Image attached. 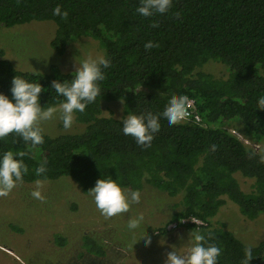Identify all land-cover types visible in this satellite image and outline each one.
<instances>
[{
	"label": "trees",
	"instance_id": "1",
	"mask_svg": "<svg viewBox=\"0 0 264 264\" xmlns=\"http://www.w3.org/2000/svg\"><path fill=\"white\" fill-rule=\"evenodd\" d=\"M57 5L68 11L67 19L53 15ZM138 5L139 0H0V26L49 21L56 25L51 46L58 55L71 41L91 37L111 60L103 70L96 101L75 114L76 122L85 125L83 132L50 136L42 130L44 142L35 147L12 134L0 140V153H27L22 159L29 169L21 185L0 197V234L22 242L18 234L25 223L31 227L32 220L21 215L23 207L18 208L13 197L26 196L19 202L33 205L35 200L29 197L37 180L41 184L70 180L90 195L98 179L111 176L140 193L148 185L170 197L181 194L184 209L171 222L184 217L203 220L205 226L182 227L201 232L221 249L218 264H241L249 244L214 227L212 219L227 202L235 203L248 220L264 215V148L248 146L225 127L238 121L247 139L264 142V110L257 109V100L264 95V0H173L169 13L153 17L137 14ZM148 41L155 46L146 50ZM209 61L224 64L230 72L216 77L203 71ZM73 73L58 65L45 73L24 72L0 53V93L11 96L17 75L47 89L41 93L45 108L63 101L52 82L69 80ZM173 95L196 99L203 124L182 121L169 127L161 119L148 148L123 134L120 120L128 112L160 114ZM118 101L123 103V115L105 116L104 105ZM44 162L47 171L37 175L36 168ZM237 173L252 181L251 191L243 190ZM46 196L42 201L49 203L51 194ZM55 242L65 245L66 239L56 235ZM84 249L106 255L103 244L88 235ZM253 255L250 264H264V239L253 246ZM9 258L0 249V264H19Z\"/></svg>",
	"mask_w": 264,
	"mask_h": 264
},
{
	"label": "rangeland",
	"instance_id": "2",
	"mask_svg": "<svg viewBox=\"0 0 264 264\" xmlns=\"http://www.w3.org/2000/svg\"><path fill=\"white\" fill-rule=\"evenodd\" d=\"M55 32L56 25L49 21H32L14 27L0 26V53L3 51L5 58L10 60L18 70L30 73L48 72L52 65H58L63 72H75L78 67L75 57L79 60L89 56L93 58L104 56L103 48L91 37H81L71 41L66 52L58 55L51 46ZM202 70L216 77L226 76V70L229 71L224 64L215 61L206 63ZM55 109L50 119L38 122V126L46 134L58 136L81 133L85 130V125L77 123L75 119L72 127L65 129L60 116V106ZM103 110L105 116L120 118L124 112L123 103L109 102L104 105ZM225 127L248 146L255 149L264 148V142L254 143L245 137L242 125L238 121L231 120ZM235 176L244 191H251V180L240 176L239 173ZM40 190L45 197L51 194L49 203L31 196L29 198L32 201L35 200L32 205L19 202L26 196L15 194L13 197L17 202L16 206L23 207L21 215H25L30 222L32 220V226L30 227L28 222L23 225L26 226L24 231L18 234L22 242L11 240L4 233L0 234V249L11 258H9L10 262L17 261L19 264H164L167 252L172 250V246L180 254L188 253V235L192 230L182 226L168 230L170 224L174 222H171L174 214L184 209L181 194L170 197L161 190L145 185L141 191L140 202L133 204L129 213L106 219L95 206L93 197L82 193L73 181L47 182L41 184ZM9 212L14 213L12 209H9ZM129 216L144 218L141 229L135 232L128 230ZM212 224L214 227H223L252 246L264 239V215L255 220H248L233 202H227L220 209L212 219ZM162 229L164 232H161ZM9 231L11 232L10 229ZM144 231L146 237H151V244L147 247L143 240H140L144 236ZM56 235L65 238L66 244L61 245L55 242ZM84 235L91 236L103 244L106 255L99 257L85 252ZM18 236H13L15 237L13 239ZM48 247H52L51 249L55 251L49 252Z\"/></svg>",
	"mask_w": 264,
	"mask_h": 264
},
{
	"label": "clouds",
	"instance_id": "3",
	"mask_svg": "<svg viewBox=\"0 0 264 264\" xmlns=\"http://www.w3.org/2000/svg\"><path fill=\"white\" fill-rule=\"evenodd\" d=\"M172 7L173 0H139L135 12L143 17H153L169 13ZM53 15L67 19L69 13L57 5L53 8ZM175 17L179 18L180 13H175ZM152 26L157 27L158 25L153 23ZM154 46L151 41L144 44L146 50ZM75 61L78 67L71 79L63 82L54 80L51 84L55 93L63 97L60 104V116L65 129L72 127L77 112L83 113L88 105L96 101L101 93L100 82L105 79L103 70L111 65V60L105 56L96 58L89 56L79 60L75 57ZM42 91H47V89L43 88L40 83L29 82L20 76H14L10 89L11 96L0 93V140L12 134L18 136L26 144L30 143L33 147L44 142L43 132L38 122L50 119L56 109L51 106L45 108L41 104ZM187 109L186 97L173 95L160 114L146 112L137 115L128 112L120 120L122 132L126 136H131L137 145L144 148L151 147L154 135L161 128L160 120L163 119L169 127L178 125L188 116ZM257 109L264 110V95L258 98ZM215 148L216 146L212 145L213 151ZM25 155L27 153L23 151L0 153V197L7 196L24 182V176L29 171L22 159ZM261 162L264 163V156H261ZM46 171V162L41 163L35 170L37 175ZM35 183L36 188L30 194L34 199L43 200L45 197L40 190L41 181L37 180ZM88 193L93 197L95 206L106 219L118 214L129 213L131 206L138 204L141 199L139 190H129L111 176L98 179ZM143 223L142 216H129L127 228L130 232H135L141 229ZM140 240H143L145 247L151 244V237H146L145 231ZM188 243L189 250L186 255L178 253L177 249L172 246V250L167 252L164 264H218L221 249L216 244L210 243L204 234L192 230L188 235ZM253 258V246L248 245L244 248L241 264H250Z\"/></svg>",
	"mask_w": 264,
	"mask_h": 264
},
{
	"label": "built area",
	"instance_id": "4",
	"mask_svg": "<svg viewBox=\"0 0 264 264\" xmlns=\"http://www.w3.org/2000/svg\"><path fill=\"white\" fill-rule=\"evenodd\" d=\"M187 103H188V116L185 118L186 122L193 123L195 125H202L203 120L202 117L200 116L198 109H197V101L196 99L186 97ZM196 225V226H205L206 223L198 219L196 217H184L178 221L172 222L170 226L168 227V230H173L175 228H178L180 225Z\"/></svg>",
	"mask_w": 264,
	"mask_h": 264
}]
</instances>
